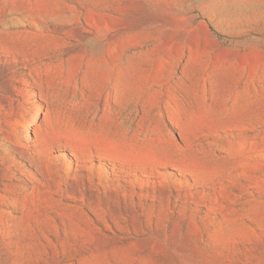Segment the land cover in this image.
<instances>
[{"label": "rangeland", "instance_id": "1", "mask_svg": "<svg viewBox=\"0 0 264 264\" xmlns=\"http://www.w3.org/2000/svg\"><path fill=\"white\" fill-rule=\"evenodd\" d=\"M0 264H264V0H0Z\"/></svg>", "mask_w": 264, "mask_h": 264}]
</instances>
